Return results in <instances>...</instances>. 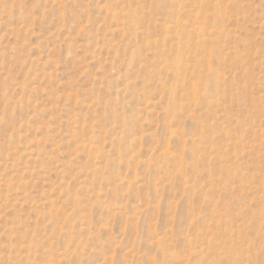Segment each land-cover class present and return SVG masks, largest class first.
Instances as JSON below:
<instances>
[{
    "label": "rangeland",
    "instance_id": "374dc122",
    "mask_svg": "<svg viewBox=\"0 0 264 264\" xmlns=\"http://www.w3.org/2000/svg\"><path fill=\"white\" fill-rule=\"evenodd\" d=\"M0 264H264V0H0Z\"/></svg>",
    "mask_w": 264,
    "mask_h": 264
}]
</instances>
